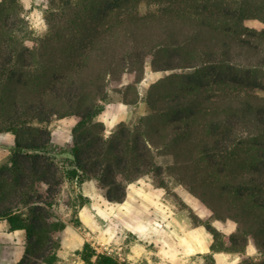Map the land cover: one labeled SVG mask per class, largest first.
Segmentation results:
<instances>
[{"label": "trees", "instance_id": "16d2710c", "mask_svg": "<svg viewBox=\"0 0 264 264\" xmlns=\"http://www.w3.org/2000/svg\"><path fill=\"white\" fill-rule=\"evenodd\" d=\"M47 24L30 35L18 0H0V133L15 137L0 165V218L25 230L17 264L57 259L65 224L53 207L66 179H92L122 202L130 182L164 172L155 151L172 156L166 172L207 216L237 223L225 249L252 241L259 255L241 264H264V0H61ZM146 63L173 72L150 87L147 115L105 137L98 115L129 102ZM66 116L71 138L53 145L49 124ZM81 255L124 264L90 243Z\"/></svg>", "mask_w": 264, "mask_h": 264}, {"label": "rangeland", "instance_id": "374dc122", "mask_svg": "<svg viewBox=\"0 0 264 264\" xmlns=\"http://www.w3.org/2000/svg\"><path fill=\"white\" fill-rule=\"evenodd\" d=\"M18 3L21 5V16L26 22V31L32 36H42L48 29L47 15L49 11L51 8L55 7V5H59L61 0H18ZM172 72L173 71L155 70L149 63H146L141 79L135 83V89L131 88L128 90L129 102L122 103L115 100L113 103L106 104L105 109L98 115L97 120L103 123L105 127L104 136L107 137L116 129L119 123L113 126L112 119L118 114L123 115L121 122L130 125L135 124L140 117L147 115L149 113L146 102L147 92L153 84ZM125 81L126 83L130 82L129 78ZM258 93L264 95L262 91H258ZM67 118L72 117L54 118L50 122L49 128L52 130L55 129L59 121ZM58 155L60 157V154ZM155 161L162 166L164 172L160 176L145 174L138 179H151L155 187L162 188L164 191L163 197H165V202L169 206L168 209L165 206L160 210L158 207L151 208L150 213H147L143 221L138 224L139 227L133 228V232L124 228L123 231L116 232L115 234L114 228L109 227L110 225L114 227L115 221H109L108 219L103 220L104 227L101 226L100 229H81L88 239L87 242L90 243L97 252H107L119 258H125L126 261L123 262V260H121L124 264H164L163 241L171 239L170 223L168 224L166 220L170 221L171 217H173L171 222H173L174 226L177 228L181 226V230H185V227L190 228L197 225H205L207 227V225H211L212 222L221 220L207 216L206 212L200 207L197 197L190 193L182 183L175 180L174 177L166 172L165 169L173 163L171 155L164 154L162 151H155ZM65 182H67V186H64ZM72 182L66 179L62 184V189L67 190L68 193H65V195L62 194L61 189L58 198H61L60 204L62 206H74L78 200L68 192V190L71 191L73 189ZM105 200L107 199L105 198ZM62 206L59 208L60 205H57V212H54L53 218L62 219L63 215L69 213L72 217L73 224L75 226L79 225L77 219L74 218L75 210L68 212L69 209ZM108 211L111 212V209ZM158 211H161L162 215L164 213L167 225L163 219H157L159 218L157 217ZM173 211L175 214H179V216L176 217ZM63 219L67 220L65 217ZM160 224L162 226H160ZM62 230L55 235L58 244L56 243L57 245L53 247L52 251L56 253L61 250L59 236H61ZM211 234L213 233L211 232ZM182 235L183 233L180 234V236ZM213 237L215 241L214 248L225 249V247H229L227 244V235L219 232V234H216V237L213 234ZM169 247L170 249L166 248L165 250L168 251L166 253L170 256V260L167 261V264H215V261L208 256L209 254H200L190 257L185 255L181 260L175 251L174 253L171 252L172 245H169ZM82 250L83 247L81 249H76L74 251L75 254L71 256L72 259H76L77 256L81 257ZM183 252H186V250ZM258 255L259 253L251 257H257ZM92 260L95 261V257H93ZM71 264H77V262L71 261ZM82 264L87 263L83 262ZM239 264H241V262Z\"/></svg>", "mask_w": 264, "mask_h": 264}, {"label": "crops", "instance_id": "0c3cea01", "mask_svg": "<svg viewBox=\"0 0 264 264\" xmlns=\"http://www.w3.org/2000/svg\"><path fill=\"white\" fill-rule=\"evenodd\" d=\"M123 119L122 114H118L112 119L113 126L120 123ZM75 124L73 118H67L58 122L55 129H51V141L53 145L63 146L71 138V130ZM14 135L10 132L0 133V165L6 162L14 145ZM72 190H68L71 196L78 200L74 206L60 204L61 198L57 199L59 208L69 209L68 212L75 210L74 218L77 219L79 225L75 226L69 213L62 216L61 220L65 225L61 232L60 246L61 250L56 253L57 259L53 264H71V261L82 264L84 260L77 256L72 259L76 249L84 247L88 243V239L81 229L94 230L104 227L103 220L115 221L114 228L116 232L127 229L133 232V228L139 227L138 224L143 221L144 216L150 213L151 208L158 207L159 210L163 206L168 205L163 197V189L157 188L151 179L140 178L127 185L126 196L122 202H109L105 200L104 195L99 191L94 180H85L80 185L72 182ZM67 186V182L65 185ZM68 194L67 190L62 189V194ZM163 197V200H162ZM57 205H54L53 212H57ZM111 209V212L108 211ZM156 210V209H155ZM166 211V210H165ZM175 214V212L173 211ZM166 214V212H165ZM176 217L179 214H175ZM60 217V216H59ZM67 218L64 220L63 218ZM157 219L165 222V215L161 211L157 212ZM61 218V217H60ZM173 217H171V220ZM171 220L170 223L171 239L163 241V261L167 264L170 260L168 251L169 245H172L171 252L175 253L182 260L187 257L211 254L215 264H239L243 257L254 256L258 254L257 248L252 241H249L244 251H234L231 249H213L214 237L205 225H197L195 227L177 228ZM113 223V222H112ZM165 222V224L167 225ZM217 231L229 236L237 230V223L233 220H219L211 223ZM182 231V232H181ZM183 233L182 236L180 234ZM114 236V235H113ZM97 241V239H96ZM26 244V235L24 229L9 230L8 223L5 219L0 218V264H17L24 255ZM186 252H183L185 251ZM168 256V257H167ZM77 260V261H76ZM41 264H48L42 262Z\"/></svg>", "mask_w": 264, "mask_h": 264}, {"label": "built area", "instance_id": "2783aa9c", "mask_svg": "<svg viewBox=\"0 0 264 264\" xmlns=\"http://www.w3.org/2000/svg\"><path fill=\"white\" fill-rule=\"evenodd\" d=\"M73 182L77 185V181H76V180H74ZM160 226H162V225L160 224ZM118 259H119L120 262H122L121 260H123V262L126 261L125 258H121V257L119 258V257H118Z\"/></svg>", "mask_w": 264, "mask_h": 264}]
</instances>
